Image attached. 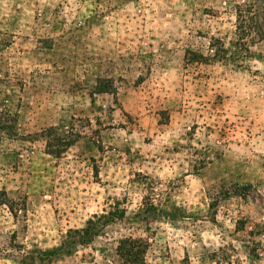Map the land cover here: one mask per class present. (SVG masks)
Returning a JSON list of instances; mask_svg holds the SVG:
<instances>
[{
    "label": "rangeland",
    "instance_id": "rangeland-1",
    "mask_svg": "<svg viewBox=\"0 0 264 264\" xmlns=\"http://www.w3.org/2000/svg\"><path fill=\"white\" fill-rule=\"evenodd\" d=\"M0 192V264H264V0H0Z\"/></svg>",
    "mask_w": 264,
    "mask_h": 264
},
{
    "label": "trees",
    "instance_id": "trees-1",
    "mask_svg": "<svg viewBox=\"0 0 264 264\" xmlns=\"http://www.w3.org/2000/svg\"><path fill=\"white\" fill-rule=\"evenodd\" d=\"M249 14H251V11H239V14L237 13L238 17V27H237V37H239V40L237 43H235V48L238 51H243V49L246 47L245 43L243 42V36L246 35L245 32V24L249 19ZM216 44H218V47H215ZM213 48H216L214 51V55L212 56L213 59L216 60H224L226 55V52L228 49L225 48V44L221 40H213V45H211ZM214 50V49H213ZM0 205H6L12 214L17 216L18 211L20 210L21 206H18V204L9 199L7 194L5 192H0ZM147 208L145 211L150 212L154 210V205L151 203V205L147 204ZM101 218V217H99ZM102 218H106L103 216ZM92 224V222H89V225ZM89 232V233H88ZM72 233L77 234V238L74 239L73 244L79 243H87L90 241L91 238V230L89 231H71L69 233V236ZM149 249V243L144 241L143 239H135L132 237H127L124 239H121L118 242V245L116 247V253L118 257L121 260V264H145L146 263V255Z\"/></svg>",
    "mask_w": 264,
    "mask_h": 264
}]
</instances>
